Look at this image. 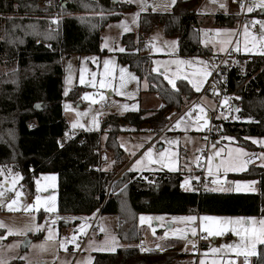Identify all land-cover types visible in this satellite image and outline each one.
<instances>
[{"label":"rangeland","instance_id":"obj_1","mask_svg":"<svg viewBox=\"0 0 264 264\" xmlns=\"http://www.w3.org/2000/svg\"><path fill=\"white\" fill-rule=\"evenodd\" d=\"M119 1L131 4L133 8L122 11V17L119 20L107 23L101 30L100 48L103 53H73L60 58L63 70L62 113L71 134L76 131L99 132L100 122L104 116L111 114L121 116L140 109L160 108L162 105H160V97L147 90V81L140 80L134 70L120 62L117 53L121 52V48L123 49L122 35L127 32H137L140 14L170 12L173 7L171 0H117ZM42 4L43 0H41ZM50 4L53 6L52 2ZM195 11L199 22L193 35L198 37L202 46L219 51L221 48L225 51L231 47L234 53L243 56L264 55V40L261 39L264 36V27L259 23L264 22V13L261 11L254 18L253 28L247 29V32L245 26L237 29L236 24L232 28L215 25L214 14H235L234 8L227 0H200L195 6ZM52 19H59L57 12L54 13ZM217 29L221 31L217 32ZM172 41H177V44L173 45ZM222 41L226 42L222 43ZM178 43V38L166 36L160 25L154 27L146 36L144 48V52L150 55L151 68L160 72L167 83L168 79L165 77L173 79L175 84L179 79L187 82L203 80L201 90L208 77L201 74L210 72L207 56L180 55ZM93 57L95 60L92 59ZM181 60L186 63H173V61ZM105 61H107V67ZM122 74L124 76L123 85ZM132 76L137 79H132ZM185 76L188 79H184ZM81 80L84 82L81 83ZM101 81L104 87H101ZM189 85L194 92H200L196 91L192 84L189 83ZM73 90L75 93L71 94ZM200 108L204 109L201 116L206 119L207 112L212 110L213 104L209 99L202 97ZM234 117L230 115L227 120H232ZM74 122L78 125L75 128L73 127ZM208 125L209 121L204 123V120L187 122L179 131L166 132L155 142L152 141L154 136L149 131L124 129L125 132L119 133L117 137L118 144L123 151V168L127 165V170L132 169L135 161L143 156L147 148L151 147L150 158H144L135 169L130 171L137 173L160 170L182 172L183 179L180 184L182 193L180 195L169 197L161 195L151 204L150 209L136 215L140 236L146 240L145 247H157L162 253L175 254L172 264H201L202 260L204 264H228L230 260L235 264H244L243 256H237L232 249L221 248V246L237 244L241 237L236 232H242L245 226H251L264 218V216L257 215L254 206L250 213L242 211L243 206L239 209L241 203L236 199L241 197V201H244V198L252 197L257 192V181L228 179V174L241 171H225L220 166L221 161L229 158L230 152L233 158L239 157V160L247 161L246 158L253 151L240 144L231 135L222 134L221 139H212L213 142H207L203 132ZM148 137L151 139H147ZM223 137L233 139L228 140ZM101 142H104V135H101ZM141 144L143 148L136 147ZM102 147H104L103 144H101ZM234 149H243V153H237L233 151ZM133 152L136 155L133 156L131 154ZM217 152H219L218 156ZM209 157H212L211 162L208 160ZM107 158L109 162L102 166L103 169L109 168L112 161L109 150ZM262 161L264 166V158ZM247 166L248 164L245 163L244 170ZM200 175L208 180L206 190L208 192L197 194L195 190H186V188L194 189L193 182ZM186 181L187 184H185ZM251 181L256 183L251 185L246 183ZM236 182H240L241 188L251 187L253 190L237 192L235 191ZM182 184L185 187H182ZM229 187L231 190H212ZM2 189L12 192L13 196L9 201L4 200ZM33 189L34 193H31L30 190L24 188L19 172L0 164V192L3 193L0 196V222L5 225V227H0L3 230V234L0 235L3 237L0 239V261H4V264H71L73 260V264H90L96 252H113L108 249L115 248L116 251L123 246H136V241L125 244L116 234L112 233V230L118 227V216L107 212L115 207L119 209L136 207L135 199L127 197V194L115 196V199L112 196L108 197L106 206L97 218V225L102 236L96 237L98 231L95 229L91 234H87L90 224L89 221L85 222L81 219L82 217H66L64 220L67 225L65 226L61 223L62 217L58 219L55 173L39 174L34 179ZM13 200L16 201L13 205L15 210H9L8 204ZM190 207L193 209L189 210ZM235 207L237 211L228 212L227 209L233 210ZM48 208L54 211L49 212L46 210ZM96 214L91 215V219ZM50 216H52L51 219ZM141 216L145 217L144 222H141ZM189 216L196 219H174ZM236 218L241 219L238 221ZM248 218L255 219L249 220ZM35 225L45 227L40 231H34L32 229ZM220 227L225 229L221 235L209 234L208 230L214 232ZM48 228L52 229V238L46 240V236L49 235ZM9 229L12 232H9ZM193 230H195V235H193ZM39 233L42 237L36 238L35 236ZM62 244L64 247H61ZM258 246L259 244L255 249L257 252ZM212 249H219V251L213 252ZM252 258L253 256L249 258L250 264Z\"/></svg>","mask_w":264,"mask_h":264},{"label":"trees","instance_id":"obj_2","mask_svg":"<svg viewBox=\"0 0 264 264\" xmlns=\"http://www.w3.org/2000/svg\"><path fill=\"white\" fill-rule=\"evenodd\" d=\"M51 2L53 6L41 5V0H0V164L19 172L24 188L31 193L39 174L55 173L58 214L95 215L99 208L103 211L108 197L127 194L135 199L136 207H115L107 212L118 216L120 241L137 242L140 231L136 215L150 209L161 195H180L183 175L181 171L137 173L123 169V151L117 137L125 131L119 123L162 128L167 111L179 109L198 94L183 79L176 81L178 91L174 90L160 72L151 68L150 55L144 48L148 33L160 25L166 36L178 38L180 55L208 57L212 50L193 35L199 22L195 6L200 0H177L170 12L142 13L137 32L121 37L124 51L117 53L119 61L134 70L140 80L147 81V90L160 97L162 108L104 116L99 132H84L81 145L76 137L63 145L58 143L68 130L62 113L60 58L73 53H103L101 30L133 6L117 0ZM55 12L57 20L52 19ZM213 18L215 25L222 28H232L236 22L235 14L216 13ZM226 87L235 95L237 109L231 113L235 116L232 120L222 122L220 133L234 136L251 150L257 149L247 138L264 137V55L232 68ZM74 93L75 90L71 92ZM36 104L41 107L35 108ZM101 144L111 151L112 161L106 169L97 167ZM228 179L257 181V192L252 197L236 199L241 203L239 209L243 206L242 211L250 213L254 206L257 215L264 216V167L251 164L241 172L228 174ZM227 210L234 212L237 207ZM258 253L251 264H264V244H259ZM175 256L128 245L114 252H96L90 264H172Z\"/></svg>","mask_w":264,"mask_h":264},{"label":"built area","instance_id":"obj_3","mask_svg":"<svg viewBox=\"0 0 264 264\" xmlns=\"http://www.w3.org/2000/svg\"><path fill=\"white\" fill-rule=\"evenodd\" d=\"M228 3L234 8V13L236 16V26L237 29L245 26L247 29H252L254 26V18L255 16L261 11L259 7H257L258 1L257 0H227ZM44 6H48L50 4L49 0H43ZM251 7L252 11L249 12L248 8ZM253 55H240L238 53H234L230 48L226 49L225 51L213 50L211 54L207 57L208 62L210 63V75H208L207 80L203 86V88L198 92L196 96L191 98L187 103L183 104L182 107L179 109H171L166 112V124L162 128L153 127L149 124H142L141 126L134 127L129 126L127 123L121 121L119 123L120 127L131 131H149L154 137L152 141H157L161 135L166 132H176L179 131L180 128L187 122L197 121V117L201 116L200 107H194V105L200 106V99L202 97L209 99L212 104V110H208L206 119L209 121L208 127L204 130V134L206 137L207 142L212 141V139H221L220 128L222 122L226 121L228 117L234 112L237 108H233L236 104L235 102V95L226 90V86L230 80V71L234 67L243 66L248 61L253 59ZM215 85V88H213ZM237 106V104H236ZM162 108V107H161ZM191 110V115H185L189 113ZM181 116H184V121L181 122L179 127H176V121L180 119ZM224 117H227L225 119ZM68 129L65 134L58 138V143L60 145L65 144L68 140L76 137L77 144L81 145L84 142V132L76 131L72 134L69 132ZM71 135H69V134ZM107 148H100L99 150V164L98 168H102L104 164L108 163L107 158ZM208 180L203 176L200 175L197 180L193 182L194 190L197 194L201 192H208L207 190ZM4 192V200L9 201L13 196L12 192L5 191ZM101 212V208L97 211L96 216L89 221V230L87 234H91L93 229L98 231L96 233V237L102 236L101 232H99L100 228L97 225V218ZM52 216H50L51 219ZM54 218V217H53ZM62 223V222H61ZM118 224V222H117ZM113 234H117V228L112 231ZM146 240L142 236H140L136 242V246L138 248L143 247L146 249V252L152 253H160L161 250L157 247L147 248L145 247ZM150 249V251L148 250ZM82 251V249L80 250ZM74 263V260L71 264Z\"/></svg>","mask_w":264,"mask_h":264},{"label":"snow or ice","instance_id":"obj_4","mask_svg":"<svg viewBox=\"0 0 264 264\" xmlns=\"http://www.w3.org/2000/svg\"><path fill=\"white\" fill-rule=\"evenodd\" d=\"M175 3H176V0H171V4L172 5H175ZM221 7H225V6L221 5ZM257 7H259L262 11H264V0H258ZM153 10H155V9H153ZM248 11L251 12L252 8L249 7ZM7 19L11 20L12 17H7ZM259 23H261V26L264 27V22H259ZM216 31L219 32L221 30L217 29ZM245 31L247 32V28L245 29ZM261 39L264 40V36H262ZM225 42L226 41H222V43H225ZM171 43L173 45H175V44H177V41H172ZM120 51H124V49L121 48ZM221 51H223V48H221ZM92 59L95 60L94 57ZM173 63L182 64V63H186V62L181 60V61H173ZM105 66L107 67V61H105ZM121 72L123 73V69L121 70ZM201 75L202 76H208V75H210V73L203 72ZM131 78L132 79H137L134 76H132ZM165 78L168 79V83L173 87V89L178 91L174 80L173 79H169L168 77H165ZM184 79H188V77L185 76ZM83 82L84 81L81 80V83H83ZM121 82H122V85H123V82H124L123 74L121 75ZM188 82L190 84H192V86L196 89V91H200V88H201V86L203 84V80H200L198 82L189 80ZM101 87H104L103 81H101ZM213 88H215V85H213ZM85 95H86V98H87V94H85ZM237 99H239V98L237 97ZM101 100H103V96H101ZM36 107L39 108V107H41V105H36ZM132 107H133V109H135V105H133ZM194 107H200V106L199 105H194ZM125 108H127V105H125ZM200 112L203 113L204 109L200 108ZM78 115H79V113H78ZM185 115L190 116L191 115V110L189 111V113H186ZM184 118H185L184 116H181L180 119H178L176 121V127H179L181 125V122L184 121ZM224 118L227 119V117H224ZM200 120H204V123H207V120L204 119V117L198 116L197 117V121L199 122ZM93 122L95 123V120ZM77 126H78L77 123L74 122L73 123V127L75 128ZM79 126L83 127V125H79ZM197 130H199V129H197ZM147 139H151V137H148ZM223 139L232 140L233 138L232 137H223ZM253 142L255 143V142H258V141L254 140ZM259 142L260 143H264V141H259ZM136 147L137 148H143L144 146L141 144V145H137ZM233 151H235L237 153H243V149H234ZM151 153H152V148L151 147L147 148V150L144 151L143 156L140 159L135 161V164H133V168L130 169V170L135 169L136 166L139 165L144 158H146V157L150 158ZM131 154L133 156L136 155L135 152H133ZM161 155H163V153H161ZM216 155L218 156L219 152H217ZM261 156H262V158H264V153H262ZM208 160H209V162H211L212 157H209ZM149 162H151L150 159H149ZM247 162H250V161H241V160H239V157L233 158L232 157V153L230 152L229 153V158L227 160L221 161L220 166H222L225 171H242V170H244V164L247 163ZM209 171H211V168H209ZM236 183H237V187L235 188V191H237V192H240V191H252L253 190L251 187H249V188H241L239 186L240 182H236ZM246 183L251 185V184H255L256 182L255 181H251V182H246ZM185 184H187V181L185 182ZM181 186L185 187L184 184H182ZM186 190H194V189L186 188ZM212 190L213 191H227V190H231V188L230 187L228 189L217 188V189H212ZM2 195H3V193L0 192V196H2ZM37 201H39V197H37ZM15 203H16L15 200L11 201L8 204V209L9 210H15L13 208V205ZM30 207L31 206H29V208ZM25 210H27V209H25ZM46 210L49 211V212L54 211V209H52V208H48ZM81 219H84V218H81ZM140 219H141V222H144L145 217L141 216ZM174 219L195 220L196 218L189 216V217H179V218H174ZM205 219H218V218H205ZM236 219L239 221L241 218H236ZM248 219L249 220H254L255 218H248ZM0 227H5V225L2 222H0ZM43 227H45V226L35 225L34 229H32V230L40 231ZM224 230L225 229L223 227H220L218 230H216L214 232L211 231V230H208V231H209L210 235H221L224 232ZM9 232H12V230L9 229ZM48 233H49V235L46 236V238H45L46 240L52 238V229L51 228H48ZM236 234L241 237L240 241L237 244H235V245H222L221 248H225L226 247V248L232 249L233 251H235L237 256H243L244 257V264H250L249 258L252 257V256H258L259 255V253L255 250L256 249V245L257 244H264V218H261L258 221V223H253L251 226H245L243 228L242 232H236ZM193 235H195V230H193ZM0 239H3V237H0ZM61 247H64V245L62 244ZM96 250L99 251V250H103V249H96ZM108 250L114 252L115 248H109ZM140 250L141 251H146V249H144L143 247H141ZM148 250L150 251V249H148ZM212 251L213 252H217V251H219V249H212ZM21 259H24V258L21 257ZM0 264H4V261H0ZM201 264H204L203 260L201 261ZM228 264H235V262L230 260V261H228Z\"/></svg>","mask_w":264,"mask_h":264},{"label":"crops","instance_id":"obj_5","mask_svg":"<svg viewBox=\"0 0 264 264\" xmlns=\"http://www.w3.org/2000/svg\"><path fill=\"white\" fill-rule=\"evenodd\" d=\"M261 12L263 13L264 11L261 10ZM213 50V48H212ZM162 104V102L160 101V105ZM159 108V107H158ZM152 109H157V108H152ZM264 137H261V136H253V137H248L247 139L253 143L257 149H253L251 151H253V153L250 154V156H248L246 158L247 161H250V162H247L248 166L251 165V164H257V165H260V166H263V158L262 156H260L262 153H264V143H260L259 141H262ZM258 141V142H253V141ZM262 158V159H260ZM247 166V167H248ZM264 167V166H263ZM123 169H128L127 165L123 168ZM59 217H62V223H63V226L67 225V222L64 220L66 217H73V218H84V221L85 222H88L91 220V215L87 216V215H72V214H58V219ZM115 229V228H114ZM113 229V230H114ZM112 230V231H113ZM117 235V234H116Z\"/></svg>","mask_w":264,"mask_h":264},{"label":"water","instance_id":"obj_6","mask_svg":"<svg viewBox=\"0 0 264 264\" xmlns=\"http://www.w3.org/2000/svg\"><path fill=\"white\" fill-rule=\"evenodd\" d=\"M113 1L116 2V0H113ZM36 105H38V104H36ZM36 105H35V108H38V107H36ZM233 108L234 109L237 108L236 104L233 106Z\"/></svg>","mask_w":264,"mask_h":264}]
</instances>
